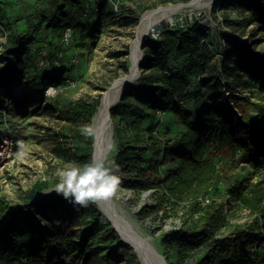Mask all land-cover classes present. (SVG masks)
I'll list each match as a JSON object with an SVG mask.
<instances>
[{
  "label": "trees",
  "instance_id": "trees-1",
  "mask_svg": "<svg viewBox=\"0 0 264 264\" xmlns=\"http://www.w3.org/2000/svg\"><path fill=\"white\" fill-rule=\"evenodd\" d=\"M92 1L40 0L39 7L25 15V31L4 25L6 36L2 58L7 62L3 75L13 79L15 70L23 65L24 38L29 33L42 34L44 41L40 49L46 53L51 48V43L46 40L47 32L60 31L63 26L70 27L74 23L71 17H61V12ZM95 1L99 10L107 4V0ZM173 1H164L163 4ZM219 3L225 9L233 7L248 14L237 25L255 24L264 32V0H216L213 6ZM6 18V13L0 8V25L3 26ZM139 18L140 15L133 17V27L137 26ZM225 22L233 25L227 20ZM161 33L166 35L160 40L158 35L146 36L141 47L144 61L139 65L140 76L128 85L124 95L109 109L117 149L112 160L124 174L121 186L163 192L155 198L158 206L166 204L161 207L164 218L167 206L188 201L186 214L191 218L190 225L173 231L165 240L168 248L176 249L181 264H264L262 190L256 184L250 185L247 179L226 178L217 170V161L223 155L234 158L239 152L243 162L264 166V119L244 123L226 102L219 103L223 95L217 91L224 81L228 92L236 88L235 84H242L248 90L256 87L264 94V58L252 52L248 42L225 37L218 64L208 73L207 63L215 54L207 41L208 35L198 22L184 29L171 26ZM94 36L90 35L93 39ZM128 52L129 47L125 45L120 64L125 74L128 71ZM62 53L56 54L51 61L45 59L44 66L59 67ZM28 82L24 81L26 88L34 86L43 95L47 87L58 86L61 78L52 72L40 75L35 83L32 80ZM176 83L179 86L192 84L196 88L195 97L203 87L213 91L209 104L200 110L197 118L181 99L174 98L173 86ZM132 97L154 106L161 100L165 110H171L175 116L176 138L161 139L151 129L144 132L145 114L132 105ZM100 98L101 94H98L90 100L78 99L61 104L57 95L51 103L60 119L70 124L82 119L85 124L91 123ZM118 115L121 121L128 120L127 125H120ZM83 137L76 131L70 136L74 139ZM60 139L62 142L67 137L60 135ZM56 148L59 151L60 143ZM91 153L92 148L81 156L72 155V160L87 163ZM144 154L148 155V175L142 169ZM222 184L223 190L220 189ZM35 197L30 195L23 205L9 211L5 221L0 223V264H81L93 232L107 228V233L113 234L112 227L108 228L109 224L95 203L81 207L53 192ZM235 204L248 210L253 218L242 225L231 226L221 238H216L217 233L229 224L225 209ZM194 215H197V220L193 219Z\"/></svg>",
  "mask_w": 264,
  "mask_h": 264
},
{
  "label": "rangeland",
  "instance_id": "rangeland-1",
  "mask_svg": "<svg viewBox=\"0 0 264 264\" xmlns=\"http://www.w3.org/2000/svg\"><path fill=\"white\" fill-rule=\"evenodd\" d=\"M168 0H107L106 6L99 10L96 1L85 2L68 7L61 12V17H71L74 20L72 26H63L60 31L46 34V40L51 43V48L44 53L40 48L44 41L40 32H31L25 38L26 51L23 53V65L14 72L13 79L3 75V67L6 60L3 57L5 46V26L11 25L19 31L26 30L25 15L39 7L40 0H0V8L6 13L7 18L3 26L0 25V136L10 132L16 139V149L12 158L0 167V223L5 221L9 211L23 205L30 195L36 197L45 193H56L53 189L58 182L57 172L64 164L73 161L72 155L81 156L91 151L92 137L90 140L70 138L74 131L80 132L83 124L82 119H77L70 124L60 119L57 111L52 107L51 100L59 97L61 104L78 99L90 100L98 94H103L110 84L117 78L126 75L121 70L123 61L122 53L124 46L133 39L135 27L131 20L136 15H143L146 11L156 9L169 4H183L185 0H174L163 4ZM216 0H210L208 9H185L175 14L170 23L158 26L148 35L162 34L169 27L185 28L194 22H198L204 29L210 49L215 57L207 63V71L211 73L216 66L220 48L224 46L225 37L232 36L251 45V51L264 58V32L255 24L237 25L241 19L248 17L247 13L235 10L233 7L225 9L213 6ZM148 8L147 10H145ZM233 25L226 24L225 21ZM95 28V31L92 28ZM66 27V28H65ZM69 29L71 41L67 44L62 38L65 31ZM85 29V31H83ZM95 34V38L90 37ZM157 39V40H158ZM204 42V41H202ZM60 65L57 68L44 66L45 59L51 61L54 56L62 52ZM128 55L126 56V59ZM187 61L189 58H185ZM9 60H13L10 57ZM231 66V64H230ZM54 73L61 78L58 86L47 87L43 95L38 90L21 86V83L32 80L33 83L43 74ZM235 82V78H231ZM21 86V87H20ZM16 87L18 96L15 101H10L7 96ZM225 82L217 91L223 95L219 100L221 104L226 102L244 123L262 121L264 119V94L256 87L246 89L242 84H235V89L226 91ZM196 88L192 84L179 86L174 84V98L181 99L192 112L194 118L200 115V110L209 104V96L212 90L203 87L195 97ZM51 90V91H50ZM160 99V96L157 97ZM134 107H138L144 114L142 123L144 132L151 129L152 133L161 139H175L178 129L175 127V116L171 110H165V105L158 100L156 106L145 105L141 101L131 98ZM121 109H118V113ZM124 127L128 120H120ZM60 135L67 137L60 141ZM110 136L112 148L106 159L112 160L117 149L113 140L112 122L110 123ZM18 141L28 145V151L24 158H18ZM60 143V149L56 144ZM242 153L239 152L234 158L225 155L217 161V170L226 178H244L250 185H257L263 193L264 198V166H255L253 162H243ZM145 162L142 169L148 175L147 154L143 155ZM121 177L124 174H121ZM225 181V180H223ZM224 184V183H223ZM220 189H224V185ZM157 189L144 190L120 186V190L110 198L119 215L138 232L146 243L150 245L159 255L172 264H181L178 260L176 249H170L165 240L173 231L180 227H188L191 218L186 214L187 200L179 205H169L165 208L167 216L164 218L161 207L157 205V199L163 195ZM35 197V198H36ZM228 199L227 196L224 198ZM96 207L103 215L97 203ZM224 215L229 223L222 228L216 238H221L233 225H242L249 222L253 215L240 204L225 209ZM104 219L110 223L103 215ZM4 219V220H3ZM197 220V215L193 216ZM90 245L86 251V257L81 264H141L134 250L125 245L116 235L107 233V228L95 231L89 238ZM252 252L254 249L251 250ZM189 255H192L190 252ZM195 255V257H197ZM151 264H158L153 258ZM166 263V264H168ZM244 264V262L242 263Z\"/></svg>",
  "mask_w": 264,
  "mask_h": 264
},
{
  "label": "bare ground",
  "instance_id": "bare-ground-1",
  "mask_svg": "<svg viewBox=\"0 0 264 264\" xmlns=\"http://www.w3.org/2000/svg\"><path fill=\"white\" fill-rule=\"evenodd\" d=\"M210 0H192L187 6L181 4H169L156 9L146 11L137 24L134 30L133 39L129 44L130 56L127 58V68L130 71L129 76L135 77L138 75L139 67L136 68V61L141 56L140 45L145 40L146 36L160 25L170 23L175 14L185 9H208L211 6ZM143 58V57H141ZM127 75V74H126ZM136 80V79H132ZM133 82L129 81L128 85ZM122 82L116 83L114 89L108 94L105 92L101 103L94 113L91 124L95 128V135L92 137L91 147L93 156L96 158H106L109 154V145L112 144L110 136V123L108 112L112 107V102L117 99L121 90ZM105 218L110 223L117 237L125 244L130 246L141 264H151L150 259L154 254L147 246L143 237L136 232L129 223L118 214L111 199L97 203Z\"/></svg>",
  "mask_w": 264,
  "mask_h": 264
},
{
  "label": "clouds",
  "instance_id": "clouds-1",
  "mask_svg": "<svg viewBox=\"0 0 264 264\" xmlns=\"http://www.w3.org/2000/svg\"><path fill=\"white\" fill-rule=\"evenodd\" d=\"M51 91V90H50ZM80 132L85 138L95 135L91 123L82 124ZM18 158H24L28 145L18 141ZM114 145H109V150ZM58 182L54 191L74 205L87 207L90 203H99L112 198L122 184L120 167L114 160L93 156L87 163L69 161L57 172Z\"/></svg>",
  "mask_w": 264,
  "mask_h": 264
},
{
  "label": "water",
  "instance_id": "water-1",
  "mask_svg": "<svg viewBox=\"0 0 264 264\" xmlns=\"http://www.w3.org/2000/svg\"><path fill=\"white\" fill-rule=\"evenodd\" d=\"M192 0H189L181 5L183 6H187L191 3ZM141 17L142 15L140 16L139 18V21H138V24L140 23V20H141ZM144 43V41L142 42V44ZM142 44L140 45V47H142ZM128 56H130V52H128ZM143 57V58H141ZM144 61V55L143 53L141 52V56L137 59L136 61V68L139 67V65ZM127 75H124L123 77H119V78H116L109 86V88L105 91L106 94H108L110 91H112L114 89V86L116 85V83H119V82H122V88L117 96V99L112 102V106H114L118 101L119 99L124 95V93L127 91V84L129 81H135V80H132V79H137L139 76H140V71H138V75L135 76V77H130L129 74H130V71L128 69ZM132 83V82H131ZM130 83V84H131ZM104 97V94L101 95V98H100V103H101V100L103 99ZM108 119H109V123H111V119H110V113L108 112ZM93 157V151L91 153V158ZM42 196V195H41ZM40 197V196H39ZM112 229L114 230V228L112 227ZM147 246L149 247V249L152 251V253L154 254V257L152 256L153 259H155L157 261L158 264H166V260L164 259L163 256L159 255L152 247H150V245L148 243H146Z\"/></svg>",
  "mask_w": 264,
  "mask_h": 264
},
{
  "label": "built area",
  "instance_id": "built-area-1",
  "mask_svg": "<svg viewBox=\"0 0 264 264\" xmlns=\"http://www.w3.org/2000/svg\"><path fill=\"white\" fill-rule=\"evenodd\" d=\"M63 41L65 43H68L70 41L69 29L65 31L63 35ZM54 63L57 64L58 61H55ZM21 86L24 87V89H26V85L24 82L21 83ZM17 96H18V91L17 88L14 87L11 90V93L7 96V99L12 101ZM15 146H16V139L10 132H5L3 135L0 136V167L1 166L3 167L6 164V162H8L12 158V155L14 154Z\"/></svg>",
  "mask_w": 264,
  "mask_h": 264
}]
</instances>
